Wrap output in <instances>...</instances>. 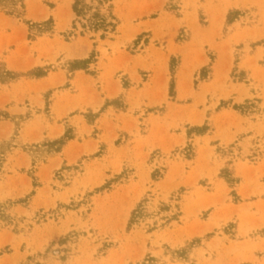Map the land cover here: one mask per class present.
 <instances>
[{
  "label": "rangeland",
  "instance_id": "obj_1",
  "mask_svg": "<svg viewBox=\"0 0 264 264\" xmlns=\"http://www.w3.org/2000/svg\"><path fill=\"white\" fill-rule=\"evenodd\" d=\"M24 2L0 8V264H264V0H114L106 38Z\"/></svg>",
  "mask_w": 264,
  "mask_h": 264
},
{
  "label": "trees",
  "instance_id": "obj_2",
  "mask_svg": "<svg viewBox=\"0 0 264 264\" xmlns=\"http://www.w3.org/2000/svg\"><path fill=\"white\" fill-rule=\"evenodd\" d=\"M114 0H74L73 11L76 19L73 23V29L77 30L79 25L85 32L99 33L102 32V38H106L111 34H116L121 21L112 12ZM0 8L7 15L19 16L21 11H25L26 5L24 0H0ZM54 19L51 18L48 22L34 25L32 30L36 28L37 32L43 33L44 26L54 24ZM82 33V34H83ZM90 60H82L73 64L74 69H85ZM38 77L46 76V71L39 69ZM6 76H14L13 73L5 72ZM3 79V78H2ZM69 138V137H68ZM4 153L0 152V160ZM139 210L132 213L131 223L139 217Z\"/></svg>",
  "mask_w": 264,
  "mask_h": 264
}]
</instances>
